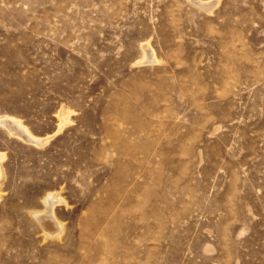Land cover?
Returning a JSON list of instances; mask_svg holds the SVG:
<instances>
[{
    "label": "rangeland",
    "instance_id": "obj_1",
    "mask_svg": "<svg viewBox=\"0 0 264 264\" xmlns=\"http://www.w3.org/2000/svg\"><path fill=\"white\" fill-rule=\"evenodd\" d=\"M2 116L0 264H264V0H0Z\"/></svg>",
    "mask_w": 264,
    "mask_h": 264
},
{
    "label": "bare ground",
    "instance_id": "obj_2",
    "mask_svg": "<svg viewBox=\"0 0 264 264\" xmlns=\"http://www.w3.org/2000/svg\"><path fill=\"white\" fill-rule=\"evenodd\" d=\"M201 4V3H200ZM202 5V4H201ZM204 7V5H202ZM208 7V5H207ZM212 8V7H211ZM207 9V8H206ZM0 125L9 129L10 131H12V126L16 127L18 130H19V135L22 139L26 140V142H32V143H35L34 145H41L43 143L42 139L41 140H37V139H34V136H32L30 134V132L28 131V129H26L25 127H23V124L21 122V120H17L15 118H10V117H0ZM49 138H47L48 140ZM31 143V144H32ZM45 145V144H44ZM3 159V156L0 155V161ZM3 169L1 168V165H0V179L2 178L3 176ZM60 197V196H59ZM58 200H55L54 197H49V199H47L46 201V212L43 213L45 214L46 216H49L50 213H52V209L54 207V204H56ZM36 217H37V214H36ZM47 219L44 220V226H45V229L48 233V236L49 237H58V236H61L59 235V233H61L62 231V227L59 226L61 224H55L54 222L51 223V221H53L51 218L49 217H46ZM55 225H58V226H55ZM64 230V228H63ZM63 233V232H62ZM59 238V237H58Z\"/></svg>",
    "mask_w": 264,
    "mask_h": 264
}]
</instances>
